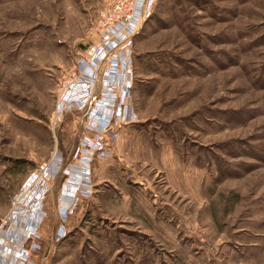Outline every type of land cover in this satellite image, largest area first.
<instances>
[{"label": "rangeland", "instance_id": "rangeland-1", "mask_svg": "<svg viewBox=\"0 0 264 264\" xmlns=\"http://www.w3.org/2000/svg\"><path fill=\"white\" fill-rule=\"evenodd\" d=\"M112 2L0 0V264H264V0H156L111 117Z\"/></svg>", "mask_w": 264, "mask_h": 264}, {"label": "built area", "instance_id": "built-area-1", "mask_svg": "<svg viewBox=\"0 0 264 264\" xmlns=\"http://www.w3.org/2000/svg\"><path fill=\"white\" fill-rule=\"evenodd\" d=\"M156 0H113L110 6L105 9L101 15L98 23V35L99 41L89 45L84 55L79 60V71L83 82L79 89H76L79 94L83 90V86L87 87L92 85L93 92L87 97V101L81 100L83 104H92L95 100L96 85L98 82L99 74L104 68L107 61L110 62V75L114 79H126L124 84L120 87L121 92L119 95L116 93V86L113 89L109 88L107 95L109 101V109L111 117L118 115L124 110L127 111L129 107L122 102L128 89L131 85L127 86L131 80V72L127 69L130 65V56L127 53L128 44L132 38L139 31L142 24L148 17L149 10L153 6ZM110 57V59H109ZM121 67L124 68L125 73L123 74ZM109 73H104V78L110 77ZM106 76V77H105ZM116 85V83H115ZM127 86V87H126ZM102 87V92H103ZM120 91V90H119ZM119 113V114H118Z\"/></svg>", "mask_w": 264, "mask_h": 264}, {"label": "bare ground", "instance_id": "bare-ground-1", "mask_svg": "<svg viewBox=\"0 0 264 264\" xmlns=\"http://www.w3.org/2000/svg\"><path fill=\"white\" fill-rule=\"evenodd\" d=\"M109 106V105H108Z\"/></svg>", "mask_w": 264, "mask_h": 264}]
</instances>
